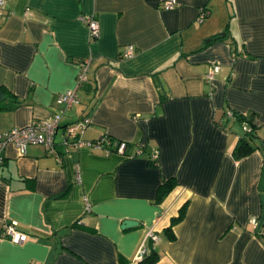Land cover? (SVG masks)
<instances>
[{
  "label": "crops",
  "instance_id": "crops-1",
  "mask_svg": "<svg viewBox=\"0 0 264 264\" xmlns=\"http://www.w3.org/2000/svg\"><path fill=\"white\" fill-rule=\"evenodd\" d=\"M2 1L0 133L49 118L78 61L91 62L54 152L4 148L0 264H139L143 241L153 264H264V0ZM83 15L98 21L97 39ZM213 64L221 70L207 80ZM228 111L256 127L258 146L239 159L243 121ZM84 117V140L126 141L125 152L66 151L64 126ZM10 221L26 241L1 236Z\"/></svg>",
  "mask_w": 264,
  "mask_h": 264
},
{
  "label": "built area",
  "instance_id": "built-area-1",
  "mask_svg": "<svg viewBox=\"0 0 264 264\" xmlns=\"http://www.w3.org/2000/svg\"><path fill=\"white\" fill-rule=\"evenodd\" d=\"M2 3L3 1L0 0V4ZM174 3L175 0H165L163 2V7L167 9L172 8ZM200 16H204L203 12ZM81 19L87 27L90 39H97L100 36V26L95 17L92 15H83ZM133 54V45H126L122 52V56L131 57ZM90 62L91 59L89 57L78 61L79 70L76 76L75 86L58 94L56 103L59 107L49 118L44 120L34 119L25 126L13 127L3 133H0V163L3 159L4 148L8 143L15 145L21 155L26 153L27 146L30 144H42L47 151H55V134L60 128V121L66 109L79 103L77 88L87 81V72ZM220 70V65H211L205 74V78L207 80L213 79ZM227 114L232 115L233 113L228 111ZM87 124L88 119L84 117L81 120L68 123L64 126L62 142L66 151L76 149L81 146H88L94 149L105 150V152H109L110 147H114V150L119 153L125 152L127 148L126 141H116L106 137L95 140H84L82 138V134ZM243 128L245 129V127ZM137 152H141L140 147L137 149ZM151 158L152 160H155L157 158V153H153ZM83 200L85 203V210H89L87 197L84 196ZM250 222L255 225L256 219L253 218ZM1 236L9 238L14 243H22L29 238L28 234L17 229L16 223L13 221L3 223ZM150 236L153 239H156L155 235L150 234ZM148 252L149 251L145 245V241H143L137 251L136 259L141 260Z\"/></svg>",
  "mask_w": 264,
  "mask_h": 264
},
{
  "label": "trees",
  "instance_id": "trees-1",
  "mask_svg": "<svg viewBox=\"0 0 264 264\" xmlns=\"http://www.w3.org/2000/svg\"><path fill=\"white\" fill-rule=\"evenodd\" d=\"M206 10L207 9L202 10L204 16L207 15ZM2 93H3V89L0 87V94ZM231 112L233 113L232 114L233 116H236L238 119H240L241 122L243 121V127H245V129L243 128L244 129L243 135H241L238 138L234 146V149L232 151L234 158L239 159L252 152L256 148V146H258L255 143L257 138L256 127L253 123L252 115H242L239 113H234L233 111ZM174 185H175V180L172 178L162 183L158 188V193H157L158 200H160L165 194H167L173 188ZM183 214H184V208H181L178 216L172 218L169 227L165 229V233L169 239L174 238V234L172 232V226L175 222L179 221L183 217ZM158 259H159L158 252L154 249H151L149 253L144 255L141 261H139V264H153Z\"/></svg>",
  "mask_w": 264,
  "mask_h": 264
},
{
  "label": "water",
  "instance_id": "water-1",
  "mask_svg": "<svg viewBox=\"0 0 264 264\" xmlns=\"http://www.w3.org/2000/svg\"><path fill=\"white\" fill-rule=\"evenodd\" d=\"M223 35V34H221ZM262 148H264V145H262ZM135 224V221L133 220H129V219H125L123 222H122V227H129L131 225Z\"/></svg>",
  "mask_w": 264,
  "mask_h": 264
}]
</instances>
